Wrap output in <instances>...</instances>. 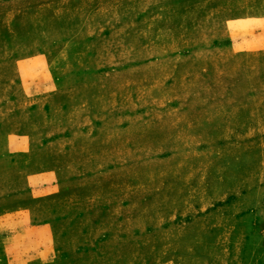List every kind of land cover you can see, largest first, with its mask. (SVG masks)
<instances>
[{"label":"rangeland","instance_id":"obj_1","mask_svg":"<svg viewBox=\"0 0 264 264\" xmlns=\"http://www.w3.org/2000/svg\"><path fill=\"white\" fill-rule=\"evenodd\" d=\"M248 19L264 0H0V264H264V114L169 134L264 78L216 49Z\"/></svg>","mask_w":264,"mask_h":264},{"label":"crops","instance_id":"obj_2","mask_svg":"<svg viewBox=\"0 0 264 264\" xmlns=\"http://www.w3.org/2000/svg\"><path fill=\"white\" fill-rule=\"evenodd\" d=\"M228 40L230 43L226 45V47H216V49L224 51H230L233 55L238 56L245 54L247 55V63L243 65V69L247 71H251L255 69V60L251 56L253 54H263L264 55V19H248V20H240L239 23L233 25H229L228 28ZM252 54V55H251ZM239 58V57H238ZM227 64V63H226ZM235 64V63H232ZM240 64V63H239ZM257 66L263 67L264 71V62L261 64H257ZM239 68V67H238ZM237 68V69H238ZM222 71V69H220ZM262 72V71H261ZM264 75V72H263ZM234 79V78H233ZM229 80L228 82H224V79H218L217 86L224 87L222 90H218L215 98H210L211 96H200L202 103H220L224 104L223 106H217L215 112H207L202 113L198 112L194 117H187V115L183 118V123H172L171 124V132L170 135H174L177 133H182L185 135H201V134H209L211 136H218L223 134H237L240 131H237L239 128L242 131L241 133H254L256 132L257 125L252 123L253 118H255L256 114H264V78L257 82L252 81L250 78L236 80ZM238 81V82H237ZM240 83H244L239 85ZM243 93L238 90V87ZM258 87L256 94V88ZM244 89V90H243ZM236 91L239 93V97L236 99L225 102L224 100L231 99L235 96ZM263 96L257 100L253 95ZM242 97V98H241ZM242 99L239 101V99ZM171 104L177 103V101H169ZM201 109V107H200ZM252 123V124H251ZM264 124H261L263 126ZM182 129L181 131H175V129ZM89 214L90 212H86ZM22 219V218H20ZM19 219V220H20ZM20 221H15V228L19 230H27L31 231L33 229L31 223H19ZM19 226V227H18ZM37 228H44L43 225ZM122 239V237H121ZM31 240V239H29ZM122 241V240H121ZM12 242L15 244V240ZM119 245H123L122 242Z\"/></svg>","mask_w":264,"mask_h":264}]
</instances>
